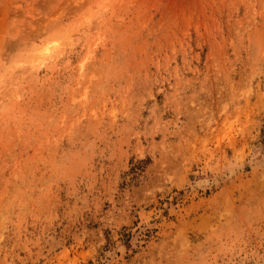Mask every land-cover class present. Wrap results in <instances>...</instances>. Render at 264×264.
<instances>
[{
    "label": "rangeland",
    "instance_id": "1",
    "mask_svg": "<svg viewBox=\"0 0 264 264\" xmlns=\"http://www.w3.org/2000/svg\"><path fill=\"white\" fill-rule=\"evenodd\" d=\"M0 264H264V0H0Z\"/></svg>",
    "mask_w": 264,
    "mask_h": 264
}]
</instances>
